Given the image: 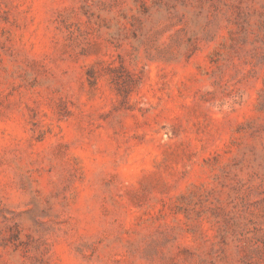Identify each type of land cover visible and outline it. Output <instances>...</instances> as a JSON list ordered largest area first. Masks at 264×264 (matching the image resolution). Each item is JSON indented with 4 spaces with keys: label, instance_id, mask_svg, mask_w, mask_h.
<instances>
[{
    "label": "rangeland",
    "instance_id": "obj_1",
    "mask_svg": "<svg viewBox=\"0 0 264 264\" xmlns=\"http://www.w3.org/2000/svg\"><path fill=\"white\" fill-rule=\"evenodd\" d=\"M0 264H264V0H0Z\"/></svg>",
    "mask_w": 264,
    "mask_h": 264
}]
</instances>
